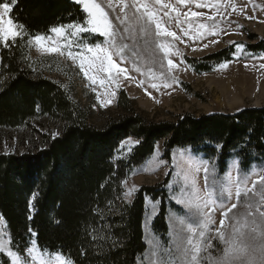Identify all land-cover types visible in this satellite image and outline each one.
<instances>
[{
  "label": "rangeland",
  "instance_id": "1",
  "mask_svg": "<svg viewBox=\"0 0 264 264\" xmlns=\"http://www.w3.org/2000/svg\"><path fill=\"white\" fill-rule=\"evenodd\" d=\"M96 2L108 12L115 26L111 43L99 34L78 31L75 25L86 28V21L85 24L63 25L60 35L51 31L40 34L45 37L41 42L45 47L60 49L55 53L45 51L34 36L28 37L22 29L18 36L25 41V57L34 64V71L67 89L72 99L88 111L91 124L101 127L109 118L122 114L123 109L117 105L120 91L125 92L138 112L155 122L175 121L183 114L200 116L232 113L245 107H264V52L249 49V45L264 41V0H205L209 7L203 9L198 7L200 0H190L191 11L206 13L203 17H180L190 20L191 26L188 23L178 25L175 19L169 23L168 17L161 14V22L170 31H175L179 39L157 37L154 24L149 26L150 35L142 34L141 23L135 22V17L140 15L136 11L139 0L135 6L133 0H111L112 8L108 7L110 0ZM145 2L152 6L153 0ZM169 2L176 4V0H165V3ZM215 2L221 5L217 14L211 8V3ZM229 4L234 7H227ZM178 7L182 13L189 12L188 5ZM170 15L174 17L175 13L170 12ZM117 16L125 23L120 24L115 19ZM201 23L205 24L203 31L207 34L196 38L194 30ZM126 27L127 32L124 31ZM183 29H188V35H184ZM92 36L99 39L92 42L89 39ZM6 42L0 40V45ZM161 42L170 46L167 53L159 48ZM233 42L245 45L235 56ZM96 43L108 47L114 60L127 69L118 77L113 73L115 83L101 86L99 80L107 81L108 74L91 70L89 76L97 77L93 83L84 75L87 65L82 70L79 59L67 55L69 51L89 55L87 47ZM229 46H233L234 51L231 59L226 60L225 68L219 67L226 62L221 61L213 64L209 71L197 72L187 62V58L199 59ZM120 49L123 51L117 56ZM169 59L173 60L171 68L167 63ZM153 84L157 87L153 88ZM60 128L61 123L38 115L18 129H0V152L36 154L47 145L43 136L59 135ZM138 142L132 136L125 138L116 157L126 156ZM163 154L164 141L159 140L152 155L123 181V199L119 205L131 203L141 186H155L170 175L167 194L173 205L167 209L168 231L164 237L155 232L153 221L160 200L146 198L143 220L146 250L137 264H224L226 249L230 250L228 264H242V261L246 264L241 251L244 249L252 253L259 264V249L264 246V183L261 181L264 161L242 170L238 159L233 158L227 161L224 173H219L214 157L192 153L189 148H174L169 160ZM205 167L208 169L207 181ZM173 197L183 199L193 207L180 208L173 202ZM233 204L235 208H232ZM27 248H33V251L28 253ZM0 252L9 264L13 261L16 264H59L58 256L74 264L59 253L41 249L34 234L24 247L14 245L4 219H0Z\"/></svg>",
  "mask_w": 264,
  "mask_h": 264
},
{
  "label": "trees",
  "instance_id": "2",
  "mask_svg": "<svg viewBox=\"0 0 264 264\" xmlns=\"http://www.w3.org/2000/svg\"><path fill=\"white\" fill-rule=\"evenodd\" d=\"M9 2L0 0V5ZM10 15L28 37L86 21L81 5L73 0H16ZM24 48V39L18 37L0 45V129H18L38 115L61 123V128L59 135L43 136L47 145L36 154L0 152V215L14 245L24 247L31 229L41 249L59 253L74 264H137L146 250V198L160 200L153 229L162 237L168 231L167 209L173 205L167 194L170 175L155 186H141L131 203H119L123 181L152 155L159 140L164 141L166 159L176 147L189 148L214 157L219 173L233 158L242 170L264 161V107L183 114L175 121L155 122L120 91L117 105L122 114L96 127L67 89L34 71ZM249 49L264 52V41ZM233 51L229 46L187 62L195 71L205 72L231 59ZM129 136L137 138L138 144L117 158V150ZM0 264H9L1 252Z\"/></svg>",
  "mask_w": 264,
  "mask_h": 264
},
{
  "label": "snow or ice",
  "instance_id": "3",
  "mask_svg": "<svg viewBox=\"0 0 264 264\" xmlns=\"http://www.w3.org/2000/svg\"><path fill=\"white\" fill-rule=\"evenodd\" d=\"M75 3L77 5L83 6V12L86 14V24L87 27H80L78 25H75L77 27L78 31L85 32V33H93V34H99L100 37L108 38L109 42L111 43L112 37L114 36V25L109 19L108 12L105 11L104 7L101 6L100 3H97L96 0H75ZM137 3V0H133V6H135ZM16 0H10L9 3H3L0 5V40L8 41L10 38L14 39L20 35V31L23 26L17 25L13 18L11 17L10 13L12 11V8L15 6ZM179 5H188L189 6V12L188 13H182L179 10ZM109 8H112L111 0L108 4ZM124 7H121V12L124 11ZM198 7L203 9L209 7V2H205V0H200L198 3ZM227 7H234L233 5L229 4ZM211 8L213 9V13L217 14L220 12L221 5L219 2L211 3ZM142 10V11H141ZM170 10V11H169ZM137 13H140L139 16L135 17L136 23H141L140 31L144 35H150L149 32V26L150 24L155 25L156 29V36L161 38H167L172 37L174 39H179L180 37L177 36V33L175 31H170L167 27L164 26V24L161 22V14L163 17H168L167 22H171L173 19L177 22L178 25H183L185 23H188L191 26L190 20H182L180 17L182 15L190 16V17H203L206 15L203 11H191L190 6V0H176V4L172 3H165V0H153L152 6L149 5V3L145 2V0H139V6L136 8ZM243 11V9H241ZM171 13H175V16H171ZM146 17L147 20L144 21L143 18ZM115 19L119 20L120 24H124L125 20L120 19L119 16H117ZM127 19V16L125 17ZM74 25H69V27H73ZM205 29V24L201 23L199 24L198 28L194 30V35L196 38H202L207 33L203 31ZM63 26L61 27H53L51 29V32L56 33L57 35L62 34ZM125 32L128 31V28L126 27L124 29ZM184 35H188V29H183ZM35 41L40 45V47L44 48L45 51L55 53L59 52L60 49L58 47H45L43 43H41L45 37L40 35L34 36ZM234 43V46L236 48V53H233L235 56L237 53H239L241 50L245 48V45ZM205 47H208V45H205ZM159 48L165 51L167 53L170 50V46L167 43L161 42L159 44ZM123 50L120 49L116 52V55L119 56L120 53ZM87 53L89 55H85L83 52L79 53H73L69 51L67 55L71 57L72 59H79L80 61V68L82 70L85 69V65H87V69L84 71V75L88 77L89 80H91L93 83L96 82L97 77L96 76H89V71L95 70L97 72H105L108 74L107 81L105 79H100L99 83L101 86H104L106 83H115L116 80L113 77V73L115 72L117 77L119 74L125 73L127 71L126 68L121 67L119 63H117L116 60L113 58V52L109 51L108 47H102L100 43H96L93 46L87 47ZM63 55V53H61ZM169 68L173 67V60L169 59L167 61ZM228 62H223L219 65L220 68L227 67ZM153 88H156L157 86L155 84L152 85ZM207 172L208 169L205 167V180L207 181ZM262 183H264V177L261 178ZM240 190L237 189V195H239ZM35 199V197H33ZM173 202L180 208H191L193 207L192 204L186 203L183 199H178L173 197ZM206 206V205H205ZM196 207H200L199 205H196ZM236 205L233 204L232 208H235ZM0 219H3V217H0ZM223 223V221H221ZM206 226V225H205ZM29 234L32 235V230L29 229ZM203 235V233H201ZM222 238V237H221ZM34 243V241H33ZM33 251V248H27V252L31 253ZM229 249L225 250V257H224V264H228V256H229ZM244 254V261H246V264H257V258L250 253L247 249L241 250ZM255 251V249H253ZM260 259L259 264H264V246L260 247ZM11 255V253H9ZM59 259V264H70V262L65 261L63 259ZM193 261L196 260V257H192ZM13 264H16L15 261H13ZM43 264V262H42ZM242 264L244 262L242 261Z\"/></svg>",
  "mask_w": 264,
  "mask_h": 264
},
{
  "label": "bare ground",
  "instance_id": "4",
  "mask_svg": "<svg viewBox=\"0 0 264 264\" xmlns=\"http://www.w3.org/2000/svg\"><path fill=\"white\" fill-rule=\"evenodd\" d=\"M233 92V91H232Z\"/></svg>",
  "mask_w": 264,
  "mask_h": 264
}]
</instances>
